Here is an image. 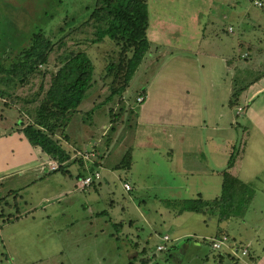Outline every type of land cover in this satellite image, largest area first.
I'll return each mask as SVG.
<instances>
[{
	"label": "rangeland",
	"instance_id": "1",
	"mask_svg": "<svg viewBox=\"0 0 264 264\" xmlns=\"http://www.w3.org/2000/svg\"><path fill=\"white\" fill-rule=\"evenodd\" d=\"M203 1H207L206 11L210 12L200 20V10L201 18L191 20ZM94 2L0 0V25L7 14L18 24L15 31L24 35L20 39L42 28L56 41L61 35L59 28L78 25L86 19ZM156 2L153 5L169 22L163 24H168L166 33L171 37L147 29L149 39L156 36L157 42L163 44L149 46L121 94L109 96L111 78L102 79L115 48L107 38L92 43L88 39L90 42L83 44L73 38L61 50H52L42 82L36 77L40 74H35L22 85L17 80L0 85L4 91L0 94V264H146L141 259L148 258V264H211L214 250L207 240L214 239L199 238L202 233L198 232L212 231L248 245V256L235 264H264V137L253 122L254 108L257 104L263 106L262 99L250 109L246 105L237 108L235 95L233 103H229L231 93L264 75V0ZM197 24L196 37L203 34L209 45H176L172 41L177 36L184 37L187 29L192 34ZM73 45L84 48L90 57L92 85L77 110L69 115L64 133L57 134L70 162L67 160L69 163L61 170L43 173L40 170L44 165L38 167L42 154H37V147L26 139L19 123L28 120L27 114L23 112L19 120L18 111L23 99H30L40 83L47 84V73L55 71L62 53ZM155 70L160 73L161 86L174 92L180 93L178 88H184L176 85L183 77L191 88L200 82L196 89L202 87V92L197 91L195 97L202 101L207 97L209 101L206 110L198 104L193 109L181 108L180 102V108L170 110L171 116L168 114L165 122L174 125L172 120L181 121L180 116L188 120L189 115L197 117L193 120L196 124L206 119L207 126L203 122L201 127L192 128L194 134L182 128L166 127L163 132V127L148 126V119L156 120L160 111L154 101L144 99L137 103L135 98L160 84L158 78H153ZM211 99L216 104L210 105ZM242 112L244 115L240 116ZM217 125L225 128L215 130ZM156 130L162 133L158 135ZM149 132L155 135L147 136L145 133ZM179 132L193 134L197 139H219L213 160L207 156V143L198 147L196 141L198 152L194 144L175 143L176 138L167 135L175 137ZM153 142L159 145L154 146ZM168 146H174V151L167 152ZM234 147L239 151L227 169L254 189L248 207L241 214L224 219L206 211H179L174 202L198 195L213 200L221 194L220 171L226 169ZM91 149L90 160H83L80 153ZM194 151L196 154L191 153ZM124 157L129 159V167L116 168ZM83 169L87 174L97 170L100 178L79 189L75 174ZM203 176L205 180L209 176L207 183L198 181ZM128 179L130 189L125 190L123 183ZM168 199L175 201L166 204ZM165 235L168 240L162 241ZM194 239L200 242L196 244ZM159 243L166 246L164 250L159 251ZM172 243L173 248L167 250ZM225 261L234 264L227 257Z\"/></svg>",
	"mask_w": 264,
	"mask_h": 264
},
{
	"label": "trees",
	"instance_id": "2",
	"mask_svg": "<svg viewBox=\"0 0 264 264\" xmlns=\"http://www.w3.org/2000/svg\"><path fill=\"white\" fill-rule=\"evenodd\" d=\"M1 19L6 20L0 25V85L15 83V80L22 85L27 82L29 76L34 77L35 74H40L36 77H40L42 82L46 76L45 66L52 50L59 48L61 50L73 38L82 44L89 40L92 43L107 38L115 44V48L112 49L113 56L109 58V63L104 67L105 74L102 79L111 78L109 96L121 94L149 48L146 36L149 21L148 0H95L86 19L69 29L65 25L59 28L61 35L56 41L47 36L42 28L32 31L22 40L20 39L24 36L22 32L15 31L17 22L7 14ZM47 74L49 75L47 84L40 83L38 90L30 99H23L22 108L18 111L19 120L23 117V112L27 114L28 120L26 122L20 120L19 123L30 144L38 146L57 164L55 169L47 170L57 171L67 164V160L70 162L69 153L59 141L57 134L64 133L69 115L77 110L86 91L91 87L93 64L84 48L73 45L68 52L62 53L55 71ZM241 89L242 87L231 93L229 103H233V95L237 100ZM0 94H4L2 88ZM238 151V147H234L229 154L226 169L220 171L221 194L217 198L204 200L198 195L179 202L169 199L164 202L166 204L174 202L179 211H206L218 219L241 214L250 204L254 189L248 182L233 177L227 169L232 167ZM123 165L125 167L130 165L126 157L115 167L120 168ZM85 175L87 171L82 176ZM222 234L227 236L228 242L233 241L225 233H218L212 237L217 238ZM207 242L210 245V240ZM160 244L162 243L158 245ZM173 246L169 245L167 250ZM165 247L163 245L160 250H164ZM217 251L227 254L224 249ZM228 258L234 264L238 262L235 258L230 256ZM141 260L148 264L150 258L148 261Z\"/></svg>",
	"mask_w": 264,
	"mask_h": 264
},
{
	"label": "crops",
	"instance_id": "3",
	"mask_svg": "<svg viewBox=\"0 0 264 264\" xmlns=\"http://www.w3.org/2000/svg\"><path fill=\"white\" fill-rule=\"evenodd\" d=\"M155 3H157L156 0H148L149 21H148L147 29H149V27H150L151 29L153 28L156 32H160L161 34H163V33L167 32L166 30H168V27H166L168 24L164 25L163 23H169V22L166 19L162 18L161 11L157 10V8L153 5ZM206 3H207V1H205V2L203 1V2L199 3L200 5L197 7V11L195 10L196 14L194 15V18H191V20H195V18L198 19V16L201 18V16H200L201 15L200 14L201 11H202V18L200 20L205 18V15H207L210 12V11H206V5H205ZM198 26H199V24H197L195 26V29H193V33L192 34L195 35L198 32V31H196V27H198ZM147 29H146V36H147V39H148V42H149V46L151 44H155V43H157L159 45H162L163 42L158 43L157 42L158 39L156 38V36L153 39H149L148 38ZM187 30H185L183 32L184 37L177 36L172 41L177 42L176 45H180V44H182L184 42H187V43L192 42L193 44H201L202 42H206L207 45L210 44V41H207V39L203 36V34H199L198 37H196V35H195V38H190L192 34H189ZM168 35L170 36V33H166L165 34V36H168ZM209 54H211V52H209ZM152 57H154V56H152ZM165 63H167V62H164V64ZM163 73L165 75L169 74L168 72H163ZM153 75H154L153 78H158V79L160 78V73H158L157 70H155ZM158 81L160 83L159 85H157L156 87H154L152 89H146L145 88L146 92H143L144 99H148V100L154 101L155 108L160 111L159 117L156 120L152 121V120H149L150 118L148 119V121H149L148 126L149 127H152V126H159L161 128L163 127V130H162L163 132H165V128L166 127H170V128H173V129H175V127H176V128H182V129L185 130L186 133H188V130H192V128H196L197 126L201 127L203 122L206 123V119H202V121L200 123L196 124L193 120H195V118H197V117L193 118V117H189V115H187L188 120H185L182 116H180L181 119H182L181 121L180 120H172L171 123H174V125H169L168 123L165 122V121H167V119H166L167 115L170 114V116H171V111L170 110H172L173 108H180L181 105H178L180 102L181 103L183 102L181 108H184L186 106L185 108H187V109L188 108L189 109H193L196 106L195 104H198V106L202 110H206L208 108V106H209L208 102L209 101H208L207 97H203V101H202V98L197 99L195 97V96L198 95L197 91L199 93L202 92V87L200 89H196V87H198L201 84L200 82H198L197 86L194 84V87L191 88L189 86L188 79L186 77H183L181 79V82L176 83V85L184 87V88H178L179 90L181 89V91L179 93V92H174V91H171V90H168V89L162 87L161 86V82H162L161 79H159ZM230 91H232V89ZM192 92H193L192 96H194V97H192L190 95ZM172 95H174V96L172 97ZM181 99H182V101H180ZM259 99H262V101H260V102H262V105L264 106V75H262L257 80H254L252 83L248 84L247 86H245V87L242 86V89L239 91V95H238V98L236 100V102H237L236 107L237 106L238 107H242V105H246V108L248 107L250 109V108H252L254 105H256L259 102L258 101ZM213 103L216 104V102L213 99H211L210 105H212ZM263 106H260V105L257 104V107L254 108V111H253V122H254L255 126L257 127V130L264 137V116H262V111L264 109ZM236 107L234 109H236ZM221 114L226 117L225 113H221ZM235 115H236V113H235ZM242 115H244V112H242V114H240V116H242ZM233 120H234V118L231 121H233ZM178 121H180V122L178 123ZM139 123L140 122H137V125ZM216 123L217 122L215 121L213 125H216ZM206 126H207V123H206ZM220 127H219V125H217L215 127V130H220V129L223 130V128H225V127H221V128ZM156 132H158V131L156 130ZM160 133H162V132H158L157 134L160 135ZM194 133H195V131H193V134ZM145 134L147 136H154L155 135L153 132H149V133H145ZM193 134L186 135V134H183V133L179 132L178 136H175V137H171L170 134H167V135L171 139L176 138L175 143L190 142L189 146H192L194 144V148L197 149L198 152H200L199 148H198V147H201L200 143H202V144L203 143H207L208 144V148H206L207 153H208L207 156L211 157V159L213 160V155H216V153L218 152V148L217 147L219 145V139H216L214 141L212 140V137L211 138L209 137V139H205V138L197 139ZM150 138L151 137H149V139ZM154 139L158 140L160 142L163 140V138H161V139L154 138ZM188 139L190 141H188ZM196 141L198 142V147L195 146ZM153 145L155 146V145H159V144L153 142ZM36 147H37V151H38L37 154H39V153L42 154L39 157L40 160L38 162V167L40 165H44L43 171L40 170V172L47 173V169H49L48 168V163H49L50 160L53 161V159L48 157V156H46L44 154V152H42L41 149L38 146H36ZM176 147H177L176 150L180 151L178 146H176ZM166 151L167 152L168 151H170V152L174 151V146H168L166 148ZM196 152L197 151H194V152H191V153H195L196 154ZM181 154H184V153H181ZM180 163H182V162L180 161ZM211 173H214V171H212ZM217 173H218V170H217ZM83 174H85V170L84 171L78 170L76 172L75 178H77V181H78V179L83 177L82 176ZM209 179H210L209 176H208V178L206 180H205V176H203V177L198 178V181L199 182L203 181V182L207 183V181ZM77 181L75 182V184L77 183ZM127 181H129V184H130V182H131L130 179H128ZM202 189H204V188H202ZM198 233H202V234H198V237L199 238H203V239H206L207 237H211V236L217 235V234H215V231L214 232L212 231L211 234H205V232H198ZM192 235L193 234L191 233L188 236H192ZM181 236L182 235H179L177 237H181ZM177 237H175V238H177ZM193 241L196 244H198L200 242V240H197V239H194ZM170 245H173V244H170ZM222 254H223L224 257L222 256ZM212 255H213V258H211V260H210L211 264H229L227 261H225V257H227V258L229 257V256H227V254H225L223 252L213 251ZM204 259L206 261H208L209 257L206 256ZM228 259L231 261L230 258H228ZM148 263H150V260L148 261Z\"/></svg>",
	"mask_w": 264,
	"mask_h": 264
},
{
	"label": "built area",
	"instance_id": "4",
	"mask_svg": "<svg viewBox=\"0 0 264 264\" xmlns=\"http://www.w3.org/2000/svg\"><path fill=\"white\" fill-rule=\"evenodd\" d=\"M256 4L260 5V2L255 1ZM144 96L143 95H138L136 97V102H141L143 101ZM93 155V150L89 151V152H83L80 153V156L83 160H90V156ZM57 167V164L55 162H53L52 165L48 164V168L49 169H55ZM100 178V174L98 171H93L90 174H87L83 177H81L80 179H78L77 183H76V187L79 189L85 188L87 186H89L93 181H96ZM123 187L125 190H129L130 189V184L129 181H124L123 183ZM214 239L213 241L210 242V245L212 247L213 250H222L224 249V251L232 258H235L237 260H241L244 261L242 258L243 257H247L249 254V251H247V247L248 245L246 244H241V243H237V241H230L228 242L227 240V236L226 235H221L220 237L217 238H212ZM163 240L167 241L168 237L165 235L163 236ZM157 247L160 249L163 248V245H157Z\"/></svg>",
	"mask_w": 264,
	"mask_h": 264
},
{
	"label": "clouds",
	"instance_id": "5",
	"mask_svg": "<svg viewBox=\"0 0 264 264\" xmlns=\"http://www.w3.org/2000/svg\"><path fill=\"white\" fill-rule=\"evenodd\" d=\"M92 150V149H91ZM91 157V156H90ZM86 169V167H84ZM97 181V180H96Z\"/></svg>",
	"mask_w": 264,
	"mask_h": 264
}]
</instances>
